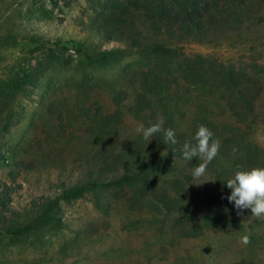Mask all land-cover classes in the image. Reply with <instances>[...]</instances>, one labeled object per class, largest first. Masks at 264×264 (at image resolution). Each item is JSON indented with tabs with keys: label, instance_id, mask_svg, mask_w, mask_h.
<instances>
[{
	"label": "rangeland",
	"instance_id": "obj_1",
	"mask_svg": "<svg viewBox=\"0 0 264 264\" xmlns=\"http://www.w3.org/2000/svg\"><path fill=\"white\" fill-rule=\"evenodd\" d=\"M132 1L0 0V264H264V199L239 213V195L226 193L221 211L235 223L203 227L215 215L213 177L167 157L127 110L139 81L137 55L106 41L96 16L133 10ZM239 7L240 27L213 29L206 43L172 46L245 76L255 106L244 131L264 148V0ZM133 19L148 23L143 12L133 11ZM120 48L128 53L106 52ZM208 86L179 79L171 88L180 130L190 132L201 110L218 128L236 125L221 91ZM114 154L105 166L103 158ZM139 172L156 195L137 181L103 185ZM92 180L98 185L88 188ZM166 194L174 201L169 209ZM55 198V210L45 211V200ZM181 215L192 224L177 223ZM28 222L29 229L13 233Z\"/></svg>",
	"mask_w": 264,
	"mask_h": 264
},
{
	"label": "trees",
	"instance_id": "obj_2",
	"mask_svg": "<svg viewBox=\"0 0 264 264\" xmlns=\"http://www.w3.org/2000/svg\"><path fill=\"white\" fill-rule=\"evenodd\" d=\"M245 3L246 0H141L139 4V0H133V10L124 6L96 16V29L101 31L106 41L123 43L137 55L135 71L139 81L133 87V104L127 110L140 119L167 157L183 161L187 166L201 167L213 177L211 187L216 191L214 195H217V204L212 210L215 215L204 219L203 227L208 221L218 223L220 227L235 223L232 218L223 215L226 212L221 211L222 196L226 193L239 195L241 200L236 207L239 213H244L259 197L264 199V148L253 146L244 131L245 126L253 124L250 114L255 106V97L251 96L245 76L216 58L202 54L186 55L172 45L184 40L206 43L213 29L234 30L240 27L238 24L245 19L243 21V16L237 10L240 4ZM133 11L143 12L148 23L139 26L133 19ZM106 52L110 55L128 53L122 48ZM179 79L220 90L226 111L234 118L236 125L223 124L218 128L201 110L195 112L190 132L180 130L170 102L171 88L178 85ZM10 126L11 122L7 120L1 129L7 132ZM102 151L98 149L97 156L102 155ZM1 155L3 153L0 152ZM118 156L104 157L103 163L110 166ZM145 167L150 169L148 164ZM139 173L140 176L124 174L119 178H109L103 185L109 187L137 181L156 195L158 192L152 188L146 172ZM97 181L92 180L87 187L97 186ZM165 198L164 204L168 209L174 206L168 194ZM56 202L57 198L46 199L44 210L54 211ZM192 218L181 215L175 217V221L186 226L192 224ZM31 224L28 222L13 233L25 231ZM201 225L198 228L190 225L188 229L193 227V230L200 229L201 232ZM235 264L254 263L243 260Z\"/></svg>",
	"mask_w": 264,
	"mask_h": 264
}]
</instances>
